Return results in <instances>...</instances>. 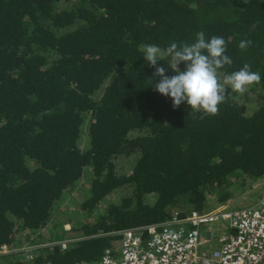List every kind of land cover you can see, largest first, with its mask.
<instances>
[{"label": "trees", "instance_id": "obj_1", "mask_svg": "<svg viewBox=\"0 0 264 264\" xmlns=\"http://www.w3.org/2000/svg\"><path fill=\"white\" fill-rule=\"evenodd\" d=\"M201 31L226 41L233 64L220 76L244 64L261 73L252 110L230 87L216 115L155 90L143 46ZM119 158L132 159L127 173ZM263 179L264 0H0V251L40 246L0 264L116 257L119 231L207 212L209 197L224 204ZM81 181L83 218L63 248L53 213Z\"/></svg>", "mask_w": 264, "mask_h": 264}, {"label": "built area", "instance_id": "obj_2", "mask_svg": "<svg viewBox=\"0 0 264 264\" xmlns=\"http://www.w3.org/2000/svg\"><path fill=\"white\" fill-rule=\"evenodd\" d=\"M213 221L224 222L228 233L215 238L217 248L201 250L202 228ZM118 234V256L106 254L94 264H264V194L248 207H221Z\"/></svg>", "mask_w": 264, "mask_h": 264}, {"label": "clouds", "instance_id": "obj_3", "mask_svg": "<svg viewBox=\"0 0 264 264\" xmlns=\"http://www.w3.org/2000/svg\"><path fill=\"white\" fill-rule=\"evenodd\" d=\"M252 43L251 40H242L239 47L246 49ZM143 51L149 66L155 68L153 77H159L158 82L155 80V90L170 97L174 108L186 102L192 110L216 115L229 87L233 92L244 93L248 86L258 84L262 79L261 73L252 71L249 64L222 79L219 70L233 64L232 58L226 54V41L215 35L206 39L203 31L197 33L194 43L172 42L166 49L145 45ZM165 59H168V68L174 72L171 76L166 74L168 68L158 63ZM181 64L183 70L179 67Z\"/></svg>", "mask_w": 264, "mask_h": 264}, {"label": "rangeland", "instance_id": "obj_4", "mask_svg": "<svg viewBox=\"0 0 264 264\" xmlns=\"http://www.w3.org/2000/svg\"><path fill=\"white\" fill-rule=\"evenodd\" d=\"M223 79V77L221 76ZM245 91L240 95L241 103L247 108L248 111L252 110L257 104L261 101L262 96H257L253 90ZM117 169L120 173H127L132 164V159L130 158H119L116 161ZM247 182V180H245ZM86 181H81L76 189L72 192H69L65 195L63 200L56 206V209L53 213V220L52 222L61 226L62 229L65 230L64 232V239L59 241L58 244H62L64 242H69L76 236L77 232L72 230V226L75 225V221L77 219H82L83 214L79 213V205H78V198L84 196L83 194V187H85ZM126 192L120 191V195H125ZM234 196L227 200L224 204H218L216 202L215 197H209L208 203L210 208L208 211H212L217 208L227 207L228 209H237L242 207H248L258 202L261 196L264 194V179L260 182L252 183V184H245L243 186H237L234 190ZM215 222V223H214ZM221 221H213L207 222L206 225L202 228V240L204 239V235L206 230L205 229H212L216 231V228ZM224 223V222H221ZM225 224V223H224ZM51 224L49 225V227ZM226 226V224H225ZM47 231V229H46ZM23 234L26 233V229L22 231ZM118 234V233H117ZM70 238V239H69ZM52 244H45L42 247H48ZM121 246V240L119 242ZM40 246L31 245L27 243V240H21V242L17 244L10 245V247H6L0 253L2 254H20L23 255L24 253L30 252ZM22 260L26 261V256H22Z\"/></svg>", "mask_w": 264, "mask_h": 264}, {"label": "crops", "instance_id": "obj_5", "mask_svg": "<svg viewBox=\"0 0 264 264\" xmlns=\"http://www.w3.org/2000/svg\"><path fill=\"white\" fill-rule=\"evenodd\" d=\"M214 229H216L215 233H213L212 229H205L206 232L204 235V239L202 240V243H201V250L208 249L210 251V250L217 248L218 244H217L215 238L219 237V236H224L228 233V229L226 228L225 224L221 223V222ZM213 234H214V238L212 239Z\"/></svg>", "mask_w": 264, "mask_h": 264}]
</instances>
